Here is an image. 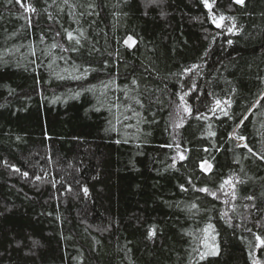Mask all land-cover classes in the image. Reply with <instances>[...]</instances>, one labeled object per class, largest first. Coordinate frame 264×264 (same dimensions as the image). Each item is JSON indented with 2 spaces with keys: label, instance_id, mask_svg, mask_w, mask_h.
<instances>
[{
  "label": "trees",
  "instance_id": "1",
  "mask_svg": "<svg viewBox=\"0 0 264 264\" xmlns=\"http://www.w3.org/2000/svg\"><path fill=\"white\" fill-rule=\"evenodd\" d=\"M26 2L0 0V264H264V160L237 145L264 155V0H209L220 28L202 0Z\"/></svg>",
  "mask_w": 264,
  "mask_h": 264
},
{
  "label": "snow or ice",
  "instance_id": "2",
  "mask_svg": "<svg viewBox=\"0 0 264 264\" xmlns=\"http://www.w3.org/2000/svg\"><path fill=\"white\" fill-rule=\"evenodd\" d=\"M8 2L9 3H12L13 0H8ZM15 2L17 4H20V6L22 8H24L25 12H33L34 13L36 11V9L30 3H27L26 2V0H15ZM161 2H162V0H147V3L149 5H153V4L158 5ZM202 2L204 3L205 7L209 9V13H210V16H211L212 23L215 24V26L217 28L221 27L222 26V22L224 21L225 17L223 15H221L219 18H217L215 15H212L211 14L212 4L209 3V0H202ZM212 2L215 3V0H212ZM68 3H69V0H64V4H68ZM234 3L243 6L244 3H245V0H234ZM70 7H71V5H70ZM88 8L93 10V11H90L88 13L89 15H92V14L99 15L98 12H94V10L96 8L95 3H89L88 4ZM227 19L233 21L232 27L228 28V31L229 32H233L234 29L236 28V25L234 23V19L235 18L234 17H228ZM30 23H31V21L29 19V25H30ZM65 33H66L67 40L70 43H74V46L71 49H69L67 47H64L61 44L53 43L51 45V47L52 48L59 47V48H61L62 51H76V52H78L80 50V48L83 47L82 38L86 39L83 30L80 29V28L74 29L72 31H69V30L65 29ZM57 35H59V33H57ZM123 43L127 47L131 48V47H133L135 45L136 41H135V39L132 36L129 35L123 41ZM229 43H231V41H229ZM32 55H35V52L34 51L32 52ZM49 66L51 67V65H49ZM188 71H191V69H189ZM87 72H88V69H85L84 70L85 76H86ZM58 78L63 79L64 77L60 76ZM74 78L75 79H82V78H84V76H76ZM133 83L135 84L136 81L134 80ZM105 88H107V85H105ZM183 99H184L183 96H181V101H183ZM261 100H264V94H261V96L256 100V102L253 105V107L259 106ZM137 103H140V102L137 101ZM215 103H216V108H219L222 102L220 100H217ZM226 103L229 106L231 105V101H227ZM114 106H117L118 107V105H114ZM182 107H184V111L185 112L191 114V109L190 108H188V107H186L184 105H182ZM212 110L215 111V108L212 109ZM224 115H226V116L228 115L227 111H224ZM197 118L199 119L200 117L198 116ZM247 119H248V116L245 115L243 117V119L240 121L241 125ZM182 124H183V119L181 118V120L179 122L175 123L174 126L175 127H181ZM209 135H214V133H211L210 132ZM239 139L240 140H245L246 138L243 137V136H239ZM238 146H243V147L247 148L248 149V152L249 153H252L253 156H257L259 159L264 160V155H259L258 153L253 152V149L250 148L247 144L238 145ZM167 147H172V145H167ZM176 147H177V149H179V145H177ZM179 158L181 160H183V159H185V156L183 154H180L179 155ZM211 167H212L211 164H208L206 168H205V165L204 164H201V168L204 169L205 171H210L211 170ZM16 171H19V169H16ZM23 175L27 176V173H24ZM38 179H39V177H38ZM237 182L243 183V181H239V180ZM225 183L231 185L233 189L235 188V185L232 184L231 179L226 180ZM223 187H224V185L222 184L221 185V189H223ZM181 189L182 190H185V191L187 190V189L184 188L183 185H181ZM69 190H71V189H69ZM83 191H84L85 195H87V192H88L87 188H84ZM198 191L208 192L209 194H211V195H213L215 197V193H211L210 190L207 189V188H201V189H198ZM231 195H232L233 199H235L236 194H235V191L234 190L232 191ZM246 199H248V200H254L255 197L254 196H248V197H246ZM192 207L195 208L196 205L193 204ZM245 207H248V206L246 205ZM252 207H255V205H252ZM223 215L224 216H227V213H224ZM257 224H259V222H257ZM212 227H213L212 225H209L208 226V229H212ZM208 229H205L204 230L205 233L208 232ZM213 231H214V229H213ZM247 231L251 232L252 230L251 229H247ZM155 235H156V229L155 228L151 229L148 232V238L149 239H152ZM254 236H255V240L258 242L255 245V247H257V248L264 247V238H262L260 235H257L255 233H254ZM210 239L213 242L211 244H209V236L208 235H205L204 238H203V240H202V243L204 244V247H205V249H207V251H204V252H201L200 253V256H199L200 260H205L209 256H217V255H219V245L215 243L216 235H211ZM250 255H252V254L250 253ZM253 264H260V262L258 260H253Z\"/></svg>",
  "mask_w": 264,
  "mask_h": 264
},
{
  "label": "rangeland",
  "instance_id": "3",
  "mask_svg": "<svg viewBox=\"0 0 264 264\" xmlns=\"http://www.w3.org/2000/svg\"><path fill=\"white\" fill-rule=\"evenodd\" d=\"M220 28V27H219ZM184 98V97H183ZM184 100V99H183ZM180 105L177 106V110H176V114L175 117H177V119L180 121V115H182L183 111H184V107H182V105H184V103L181 101V97H180V101H179ZM244 141L240 140L239 138L237 139V145H243Z\"/></svg>",
  "mask_w": 264,
  "mask_h": 264
}]
</instances>
